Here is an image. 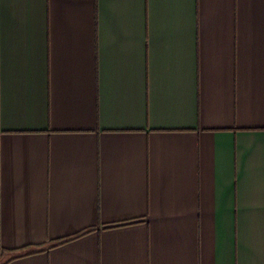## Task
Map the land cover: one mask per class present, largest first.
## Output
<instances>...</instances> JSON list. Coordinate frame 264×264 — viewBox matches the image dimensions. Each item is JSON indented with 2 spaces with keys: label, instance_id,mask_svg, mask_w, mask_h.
<instances>
[{
  "label": "crops",
  "instance_id": "1",
  "mask_svg": "<svg viewBox=\"0 0 264 264\" xmlns=\"http://www.w3.org/2000/svg\"><path fill=\"white\" fill-rule=\"evenodd\" d=\"M264 264V0H0V264Z\"/></svg>",
  "mask_w": 264,
  "mask_h": 264
},
{
  "label": "trees",
  "instance_id": "2",
  "mask_svg": "<svg viewBox=\"0 0 264 264\" xmlns=\"http://www.w3.org/2000/svg\"><path fill=\"white\" fill-rule=\"evenodd\" d=\"M94 228H90L84 232H81L71 238H66V239H61V240H58L56 242H51L49 244H46V245H43V246H38V247H29V248H25V249H22L20 251H16L14 252L15 254H13L7 261H5L4 263H1V264H6L7 262H9L11 259H14V258H18V257H21V256H24V255H28V254H32V253H38V252H41V251H44V250H48L49 248H52L54 246H57V245H60L64 242H67L69 241L70 239L72 238H76V237H79V236H82L83 234H86L90 231H92Z\"/></svg>",
  "mask_w": 264,
  "mask_h": 264
}]
</instances>
